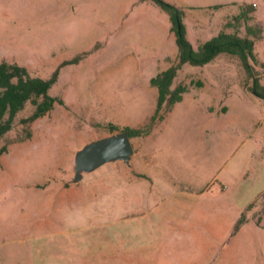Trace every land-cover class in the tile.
I'll return each instance as SVG.
<instances>
[{"label":"rangeland","instance_id":"1","mask_svg":"<svg viewBox=\"0 0 264 264\" xmlns=\"http://www.w3.org/2000/svg\"><path fill=\"white\" fill-rule=\"evenodd\" d=\"M164 1L194 50L244 37L234 18L252 6L264 87V0ZM170 28L150 0H0V61L57 72L62 101L0 158V264H264V99L237 57L180 66L171 89L187 92L132 141L129 164L71 182L83 145L151 124L150 81L178 63Z\"/></svg>","mask_w":264,"mask_h":264},{"label":"trees","instance_id":"2","mask_svg":"<svg viewBox=\"0 0 264 264\" xmlns=\"http://www.w3.org/2000/svg\"><path fill=\"white\" fill-rule=\"evenodd\" d=\"M161 8L169 17L171 22L170 31L174 34L178 50V63L166 71L158 74L150 81L151 86L157 90V101L151 124L140 129L124 128L131 140L140 139L146 136L153 122L159 116L160 111H169L176 103H179L187 90L182 86L171 89L180 66L188 64L193 67H204L210 64L219 55L237 57L245 70V73L252 79L250 88L259 98L264 99V87L259 85V80L252 71L250 62H255L253 53L255 40L259 38L260 31L246 26L254 12L252 6L241 8V12L234 20H242L245 24V36L239 37L236 34L219 32L209 41L198 46L194 50L186 39L185 26L182 22V11L164 0H150ZM57 80V72L49 78L42 79L34 76L32 72L13 62L0 61V158L8 153L11 147L16 144L28 141L32 137L30 124L43 118L55 105H62L61 99L52 97L50 89ZM29 106L31 113L19 119L22 111ZM111 134L116 132L110 126ZM15 131V137L12 135Z\"/></svg>","mask_w":264,"mask_h":264},{"label":"water","instance_id":"3","mask_svg":"<svg viewBox=\"0 0 264 264\" xmlns=\"http://www.w3.org/2000/svg\"><path fill=\"white\" fill-rule=\"evenodd\" d=\"M133 146L124 131L93 140L74 153L72 183H78L84 174H90L100 167L115 162L129 164Z\"/></svg>","mask_w":264,"mask_h":264},{"label":"crops","instance_id":"4","mask_svg":"<svg viewBox=\"0 0 264 264\" xmlns=\"http://www.w3.org/2000/svg\"><path fill=\"white\" fill-rule=\"evenodd\" d=\"M254 5H255V4H254ZM170 32H171V31H170ZM171 33H172V32H171ZM227 34H229V33H227ZM215 36H216V35H215ZM219 56H220V55H219ZM219 56H218V57H219ZM216 59H217V58H216ZM214 60H215V59H214ZM214 60H213V61H214ZM213 61H212V62H213ZM212 62H211V63H212ZM211 63H210V64H211ZM208 65H209V64H208ZM208 65H206V66H208ZM204 67H205V66H204ZM132 146H133V145H132ZM133 151H134V150H133Z\"/></svg>","mask_w":264,"mask_h":264}]
</instances>
